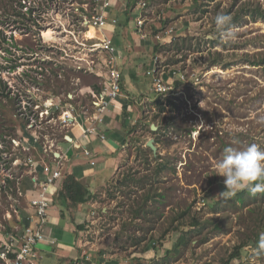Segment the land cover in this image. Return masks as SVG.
Returning a JSON list of instances; mask_svg holds the SVG:
<instances>
[{
	"label": "rangeland",
	"instance_id": "374dc122",
	"mask_svg": "<svg viewBox=\"0 0 264 264\" xmlns=\"http://www.w3.org/2000/svg\"><path fill=\"white\" fill-rule=\"evenodd\" d=\"M19 1L0 0V220L14 226L34 196L26 191L31 180L23 161L41 155L13 139L26 145L29 135H39L28 128V115L40 118L35 105L48 97L90 111V89L100 81L89 69L98 59L91 44L99 32L85 23L95 0H28L25 19L17 13ZM145 1L149 40L135 32L130 13L109 18L121 67L138 71L124 83L125 92L135 105L148 98L116 173L92 200L80 236L82 257L69 264H264V254H256L264 235V193L247 192L241 203L236 196L224 199V178L216 175L225 148L255 143L264 149V19L237 16L244 4L264 8V0ZM218 14L232 18L228 30L235 39H222ZM169 31L171 43L155 38ZM156 57L176 80L175 94L154 92L147 72ZM42 121L43 144L63 140L67 128L57 119ZM151 138L157 152L148 146ZM109 141L117 139L109 135Z\"/></svg>",
	"mask_w": 264,
	"mask_h": 264
},
{
	"label": "built area",
	"instance_id": "2783aa9c",
	"mask_svg": "<svg viewBox=\"0 0 264 264\" xmlns=\"http://www.w3.org/2000/svg\"><path fill=\"white\" fill-rule=\"evenodd\" d=\"M95 1L97 4L94 7V12L85 18V23L94 26L99 32V35L94 37L97 41L91 44V50L95 52L98 59H94L90 63L89 69L92 73L97 74L100 79L97 84L99 87L96 88L95 85L90 89L93 96L92 108L90 111H86L83 105L81 106L69 99L63 101L62 99L55 100V98L48 97L35 105L34 109L36 111L41 110L40 118L28 115V128H36L39 135H29L26 145V140L18 142V139H13L17 144H23L28 151L35 155V152L38 153V150H40L41 156L35 157L29 154L23 161V164L27 166L31 180V183H28V191L34 194L32 198H28L31 210L28 212L30 221L27 224L18 223L14 226L0 220V264H38L40 259L39 245L47 238L45 227L49 223V208L52 196L55 194L52 189L64 178L63 167L66 156L61 153L60 149L53 150L52 147H59L62 141H66L70 136V128L76 126L81 127L82 137L89 139L97 137L102 141L107 138L104 125L107 123V116L115 101L122 96L124 74L120 62V49L114 42L113 37L103 33L106 27L111 24L109 9L112 6V0ZM137 6L139 14L135 17L134 29L143 39H148L150 33L147 29V18L143 13L148 8V3L145 0H138ZM170 32L166 36L157 34L155 38L161 44L167 45L168 42H172ZM100 55L103 56V59H100ZM154 64V67L147 72L152 77L154 92L159 97L175 94L177 89L176 80L167 77L166 69L158 57L155 58ZM173 73L179 75V72L175 69ZM192 78H197L196 74H193ZM179 79L187 80L185 75H180ZM55 112L59 114L58 117L54 116ZM42 119L50 120L49 122L57 119L62 127L67 128L63 140L52 141L53 143L50 145L48 142L43 144V140L40 141V138H43L46 134L43 132L45 127L41 126ZM77 146L80 147V145ZM84 154L90 158L93 166L97 164L94 150L86 148ZM23 194L27 195V193Z\"/></svg>",
	"mask_w": 264,
	"mask_h": 264
},
{
	"label": "crops",
	"instance_id": "0c3cea01",
	"mask_svg": "<svg viewBox=\"0 0 264 264\" xmlns=\"http://www.w3.org/2000/svg\"><path fill=\"white\" fill-rule=\"evenodd\" d=\"M137 3L138 0H112L109 17L111 15L113 16V12L120 11L122 13L124 12V14L128 12V15L130 13L131 18L134 19L139 14ZM116 29V25L113 24L107 26L103 33L113 37L114 42L119 46L120 44L115 38ZM119 49L120 56H122V49L120 47ZM121 68L123 74H125L123 77L122 96L115 101L107 116V123L104 125V130L107 134L106 140L102 141L97 137H92L91 139L82 137V129L76 126L78 127L77 129L73 127L69 130V135L72 139L70 140L68 138L66 141H62L58 147L61 153H64L66 156L63 167L64 176L67 174H75L81 181L88 185L92 193H96L101 188V185L104 184L105 180L113 177L116 173L118 162L122 160L123 152L130 145L129 133L134 132V129L137 127L136 125L140 121L139 117L142 111L139 109V106L144 105L148 98L145 97L144 100L138 102V105H135L132 100L133 97L125 92L124 83L135 79L137 77L135 74L138 71L135 68L131 69L129 67L130 73L128 74L125 72V68ZM126 105L128 109L127 115L123 112ZM109 135H113L117 141H109ZM77 145H80V147ZM86 148L94 150L96 153L95 159L97 160V164L95 166L91 164L90 158L84 154ZM29 181L30 178H28ZM61 182L60 180L58 185L52 189V192L54 191L55 194L52 196V202L49 208V223L45 227L47 238L39 245L40 259L38 260V264H69L73 261L77 263V260L82 257L83 243L80 242V236H82L84 229H80L79 226L85 225L89 217V210L93 207L94 201L81 203L75 207L63 204L58 197L56 198L61 188ZM26 186L29 187L28 184ZM30 211L28 206L27 211L20 213L19 218L21 220L19 221L22 224H27L30 221L28 218V212Z\"/></svg>",
	"mask_w": 264,
	"mask_h": 264
},
{
	"label": "clouds",
	"instance_id": "9594fccd",
	"mask_svg": "<svg viewBox=\"0 0 264 264\" xmlns=\"http://www.w3.org/2000/svg\"><path fill=\"white\" fill-rule=\"evenodd\" d=\"M231 19L226 14L215 17V25L221 30L224 40L236 38V33L228 30ZM217 169L216 175L224 178L225 190L220 193L222 198L230 199L242 189H247L251 195L264 193V149L258 144L253 143L243 149L225 148ZM256 254H264V235L257 243Z\"/></svg>",
	"mask_w": 264,
	"mask_h": 264
},
{
	"label": "trees",
	"instance_id": "16d2710c",
	"mask_svg": "<svg viewBox=\"0 0 264 264\" xmlns=\"http://www.w3.org/2000/svg\"><path fill=\"white\" fill-rule=\"evenodd\" d=\"M201 0H196V2L198 3ZM247 5L244 4L238 11L237 16H241L244 13L246 15H251L253 19H264V8L261 6V4H258L257 6H255L254 8H251V6L249 7V9H247ZM25 8L26 11L24 10ZM206 10V9H204ZM30 13L34 12V8H30ZM17 13L19 15V17H21V19H25L26 17H28V0H20L19 1V7H17ZM244 15V16H246ZM239 18V17H238ZM26 25V21L22 20ZM234 21H232L233 23ZM5 40H7V38L5 37ZM185 40V39H184ZM177 45H180V41L177 42ZM158 46L155 47V50H158ZM180 48V46L178 47ZM9 50V49H7ZM220 59H214L213 63H217ZM255 65L259 64V61H254ZM96 88H98L99 86L96 85ZM2 95H5V93H0ZM159 104H163V101L161 99H158L156 101ZM162 109H164L161 106ZM124 114L127 115L128 113V109H127V105L125 106L124 110H123ZM154 132H158V131H154ZM157 141V140H156ZM158 142V141H157ZM156 142V143H157ZM166 169V165H162L161 170L163 171ZM249 192L247 189H242L240 191H238L236 193V197L238 198V201L244 202L245 201V194ZM59 198L63 204L67 205V206H77L81 203H87L90 202L92 200H95L98 197L97 193H92L88 187V185H86L83 181H81L75 174H67L66 176H64L62 182H61V188L59 189L56 198ZM85 225H80L79 228L80 229H84ZM245 244V243H244ZM237 246V251L232 255L233 258L238 257L241 255V249L244 247L243 245ZM243 246V247H242Z\"/></svg>",
	"mask_w": 264,
	"mask_h": 264
},
{
	"label": "water",
	"instance_id": "95a60500",
	"mask_svg": "<svg viewBox=\"0 0 264 264\" xmlns=\"http://www.w3.org/2000/svg\"><path fill=\"white\" fill-rule=\"evenodd\" d=\"M158 128H159V127H158L157 125H155V124L152 125V130H153V131H157ZM69 139L71 140L72 137L69 136ZM148 146H149L153 151L157 152L158 147H157V145H156V143H155V139H154V138H151V139L148 141Z\"/></svg>",
	"mask_w": 264,
	"mask_h": 264
}]
</instances>
